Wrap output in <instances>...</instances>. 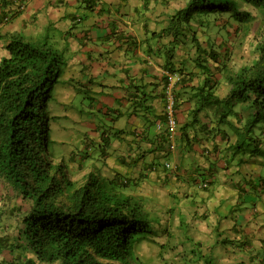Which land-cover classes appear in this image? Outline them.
<instances>
[{
	"label": "trees",
	"instance_id": "trees-1",
	"mask_svg": "<svg viewBox=\"0 0 264 264\" xmlns=\"http://www.w3.org/2000/svg\"><path fill=\"white\" fill-rule=\"evenodd\" d=\"M224 13L226 19L222 18ZM210 23L225 30L230 39L241 36L253 47L254 56L236 70L230 68L227 63L232 47L225 39L218 43L207 36L200 42L198 32L208 34ZM173 28L176 35L191 42L195 61L190 65L203 75L194 89L195 115L208 107L221 109L218 125L230 124L235 137L228 148L232 159L252 150L263 159V168L264 150H255L264 139V131L258 138L255 129L264 127V0H187L185 8L174 15ZM1 40L5 41L7 57L0 60V264H137L134 251L138 235L149 228L148 199L139 188L125 193L130 189L124 178L100 176L101 184L95 171L80 187L73 185L69 174L82 172L101 156L94 140L85 141L86 153L77 160L75 155L67 161L54 160V142L46 120L51 91L63 74L64 53L48 34L29 38L3 35ZM174 46L169 51L167 74L180 77L174 87L176 116L175 89L186 84V76L184 69L172 67L174 48L179 45ZM222 81L226 90L220 98L217 92L224 93L219 89ZM167 84L166 77L164 140L170 151L165 115ZM230 116L235 124L228 121ZM176 144L178 147V121ZM245 182L237 188V195L247 200L250 210L257 206L259 214L244 223V232L249 233H214V242L198 244L196 264H220L217 250L225 248L227 252L230 246L228 258L237 262L229 264H264V176ZM209 184L212 182L205 180L199 188L207 189ZM6 220L16 222L14 233H4Z\"/></svg>",
	"mask_w": 264,
	"mask_h": 264
},
{
	"label": "crops",
	"instance_id": "crops-1",
	"mask_svg": "<svg viewBox=\"0 0 264 264\" xmlns=\"http://www.w3.org/2000/svg\"><path fill=\"white\" fill-rule=\"evenodd\" d=\"M16 1L26 7L15 10L8 25L4 20L11 17L3 11L12 4L3 0L0 5V33L27 38L48 34L64 53L66 84L90 95L94 121L99 120L97 113L111 117L102 138L96 129L104 123L101 119L98 126L93 121L96 127L87 124L84 132L79 131L97 143L101 155L98 162L88 161L84 170L99 177H109L112 171L114 178L127 179L130 192L139 188L151 202L161 198L170 218L173 208L183 211L200 232L246 233L244 223L259 216L258 208L250 210L237 188L247 182V172L258 177L262 160L252 150L232 159L228 148L235 137L230 124L218 125L221 109L208 107L195 115L194 89L203 75L190 65L195 61L191 42L173 28L174 15L187 0H87L90 5L84 0ZM174 45L179 47L174 48L172 67L184 69L186 84L175 89L178 147L170 152L163 113L167 63ZM4 46L1 40L0 49ZM217 95L223 98L225 93ZM228 121L236 122L231 116ZM107 132L113 135V145L107 144L111 141ZM256 149L264 147L259 144ZM165 162L170 168L165 169ZM205 180L212 184L202 190L199 183ZM236 197L240 208H233ZM201 214L203 224L198 225ZM233 259L230 263L237 262Z\"/></svg>",
	"mask_w": 264,
	"mask_h": 264
},
{
	"label": "rangeland",
	"instance_id": "rangeland-1",
	"mask_svg": "<svg viewBox=\"0 0 264 264\" xmlns=\"http://www.w3.org/2000/svg\"><path fill=\"white\" fill-rule=\"evenodd\" d=\"M2 3L3 0H0V5H2ZM10 4H12L11 8L3 11L6 16L11 17V20H9V18L7 20H4L6 25L10 24L14 19L12 18V16H15L13 12L15 10L17 12L19 11L18 2L16 0H11ZM3 12L0 9V14H2ZM2 18L3 16L0 17V21ZM222 18L226 19L227 13H224ZM4 29H7V27H4ZM233 30L234 27L229 29L230 34L234 33ZM208 31V34H205L202 31L198 32L200 42H205L207 40V36H210L211 39H216V42L218 43L225 39V41H227L226 45L232 48L231 55L229 57V63H227L226 59H223V63H227L230 68L233 67L234 70H236L237 68L241 67L243 63L249 61V59L254 56L253 47H251L248 42L244 41L241 36L240 39L235 38V35H233L230 39V35L226 34L225 30L217 29V27H214L212 23H210ZM3 35V33H0V36ZM188 47L189 46H186V49H188ZM5 53L6 51L4 49H0V60L7 57ZM221 55H224L223 52L221 53ZM219 80H221V76H219ZM64 82L67 83V80L66 72L63 71V74L59 79V83L54 85L51 91V97L48 101L49 114L47 116L49 118L46 120V124L50 128V138L54 142V160L57 162H61L62 160H70L72 155H75L77 160V158L81 157L83 153H86L85 141L90 140V137H85V135L83 133H79V131L81 130L84 132V130H86L84 126L87 127V124H89V126L91 127H96L93 125L94 119L92 117V114L94 112L92 113L88 108L91 105L90 100L87 99L90 98V95L79 91V89H76V91H74L73 88H70L68 84ZM219 89L220 91L225 93V82H223ZM97 117L99 118V120L94 121V124H100V119L102 122H104L102 123V125H100L101 131L97 132L99 134L98 137L102 138L103 136H105V125L109 126L106 119H109L111 117L101 114L99 115V113H97ZM261 128L262 125H258L255 129V133L258 138H261L260 132L264 131V127L262 129ZM107 135V138L111 140L110 142L113 145V135L109 133ZM261 145L264 146V139L261 141ZM93 148H91L90 151H94ZM250 152L251 151H248L245 155L250 154ZM109 154L112 155L113 152L109 151ZM260 157L257 156V159H260ZM109 159L113 160L114 158L110 157ZM249 159L251 158L247 156V160ZM261 160L262 163L263 159L261 158ZM252 169L253 168L250 167V170ZM263 171L264 167H261V170L257 171V174L259 176H264V174L262 173ZM110 174H112V171H110ZM69 175L71 182L77 188L85 182L88 175V169H83L82 172L76 174L70 173ZM247 175L248 181L250 179L254 180V177H252L249 172H247ZM94 176L98 180V182L103 184L98 179V175ZM129 192L130 190L125 191V193ZM155 199L156 200L153 199L152 202H150V200H146V202L148 203V209L151 213L149 228L143 234L138 235L139 239L134 251V256L136 258L135 263L196 264V260L198 259L200 254L198 250V244L201 243L202 245V243L208 244V242H214L215 234L203 233L197 230V226L189 223V215L187 213H184L183 211H179L178 209H176L173 216L170 218V209H167V207L163 205V201L161 198ZM238 200L239 198L236 197L233 208L234 206L235 208H240L239 206L235 205ZM248 207L250 208V206ZM198 221L203 224L202 214L200 215ZM6 223L7 225L5 226L4 233H14L16 231V222H14V220H12L11 222L6 220ZM8 225L10 226L8 227ZM246 233L249 232L247 231ZM218 247L222 248L220 245ZM231 249L232 247L230 246L226 248L227 252H225V248L217 250L221 254L220 256L218 255V257L220 258V264H229L228 262L231 261V259L228 258V255L231 254Z\"/></svg>",
	"mask_w": 264,
	"mask_h": 264
},
{
	"label": "built area",
	"instance_id": "built-area-1",
	"mask_svg": "<svg viewBox=\"0 0 264 264\" xmlns=\"http://www.w3.org/2000/svg\"><path fill=\"white\" fill-rule=\"evenodd\" d=\"M28 1V0H27ZM25 3L19 5V11H23L25 8ZM168 84L165 92V115H166V131L169 138V149L174 151L176 144V135H177V120L175 116V96H174V87L176 83L180 80V77L177 74H167ZM166 167H169L168 164H165ZM205 186V185H203Z\"/></svg>",
	"mask_w": 264,
	"mask_h": 264
},
{
	"label": "clouds",
	"instance_id": "clouds-1",
	"mask_svg": "<svg viewBox=\"0 0 264 264\" xmlns=\"http://www.w3.org/2000/svg\"><path fill=\"white\" fill-rule=\"evenodd\" d=\"M176 147H177V146H176ZM165 164H168V165H169V167H166V166H165ZM170 166H171V165L169 164V162H165V163H164V167H165V169H168V168H170Z\"/></svg>",
	"mask_w": 264,
	"mask_h": 264
}]
</instances>
